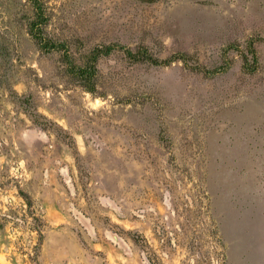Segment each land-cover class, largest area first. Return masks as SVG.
<instances>
[{
	"label": "rangeland",
	"instance_id": "rangeland-1",
	"mask_svg": "<svg viewBox=\"0 0 264 264\" xmlns=\"http://www.w3.org/2000/svg\"><path fill=\"white\" fill-rule=\"evenodd\" d=\"M0 264H264V0H0Z\"/></svg>",
	"mask_w": 264,
	"mask_h": 264
}]
</instances>
